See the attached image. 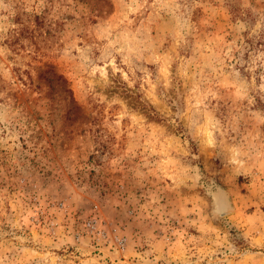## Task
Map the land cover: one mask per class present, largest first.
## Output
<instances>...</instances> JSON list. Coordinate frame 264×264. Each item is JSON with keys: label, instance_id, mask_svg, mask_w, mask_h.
Wrapping results in <instances>:
<instances>
[{"label": "rangeland", "instance_id": "obj_1", "mask_svg": "<svg viewBox=\"0 0 264 264\" xmlns=\"http://www.w3.org/2000/svg\"><path fill=\"white\" fill-rule=\"evenodd\" d=\"M0 264H264V0H0Z\"/></svg>", "mask_w": 264, "mask_h": 264}]
</instances>
